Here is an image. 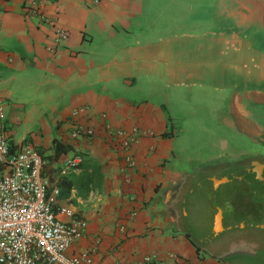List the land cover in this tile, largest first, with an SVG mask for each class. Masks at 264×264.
<instances>
[{"label": "crops", "instance_id": "obj_1", "mask_svg": "<svg viewBox=\"0 0 264 264\" xmlns=\"http://www.w3.org/2000/svg\"><path fill=\"white\" fill-rule=\"evenodd\" d=\"M209 2L213 34L237 59L197 66L186 44L192 26L208 35L201 26ZM35 6L38 14H29ZM231 9L232 0H0L5 133L12 152L41 155L52 186L65 179L59 204L87 222L70 253L86 264H223L198 255L174 229L158 189L177 177L174 158L235 150L240 136L259 127L264 51ZM234 65L238 75L226 71ZM197 111L214 125L210 138L193 144L180 139L178 123ZM78 128L95 134L73 138ZM117 130L137 131L130 150L111 138ZM56 142L73 150L54 158ZM75 156L82 163L64 174Z\"/></svg>", "mask_w": 264, "mask_h": 264}, {"label": "flooded vegetation", "instance_id": "obj_2", "mask_svg": "<svg viewBox=\"0 0 264 264\" xmlns=\"http://www.w3.org/2000/svg\"><path fill=\"white\" fill-rule=\"evenodd\" d=\"M254 117L259 127L252 126L240 136L235 150L218 148L187 161L174 158L169 165H175L177 177L158 189L160 211L171 219L174 229L197 244L202 257L223 264H264V99L254 104ZM197 196L207 202L214 197L217 205L205 246L186 231ZM221 206L226 229L213 235ZM226 235L232 237L223 241Z\"/></svg>", "mask_w": 264, "mask_h": 264}, {"label": "built area", "instance_id": "obj_3", "mask_svg": "<svg viewBox=\"0 0 264 264\" xmlns=\"http://www.w3.org/2000/svg\"><path fill=\"white\" fill-rule=\"evenodd\" d=\"M28 12L38 14L36 6ZM4 123L5 106L0 100V264H86V257L71 254L70 249L86 235L87 222L59 204L60 189L44 177V161L37 151L12 152ZM76 131L73 138L95 134L90 129ZM111 138L130 150L138 135L136 130L128 134L117 130ZM126 160L135 162L131 154ZM82 161L81 156L67 159L63 173Z\"/></svg>", "mask_w": 264, "mask_h": 264}, {"label": "rangeland", "instance_id": "obj_4", "mask_svg": "<svg viewBox=\"0 0 264 264\" xmlns=\"http://www.w3.org/2000/svg\"><path fill=\"white\" fill-rule=\"evenodd\" d=\"M203 25L201 27H206L209 31L208 35H201L195 32L194 28L198 26H192V30L194 32V35L191 36L192 39H189L187 41V49L190 53H192V58L194 60V65L199 66L200 64L204 62H208L211 60H223L222 58L231 60L233 58H236L231 54L230 52L226 51L225 47L216 39V35L213 34V23L211 18V11H210V2H209V9L203 12ZM179 46H183L182 42L177 43ZM201 54V55H200ZM203 59V60H201ZM237 59V58H236ZM201 60V61H200ZM238 62L239 60H234ZM197 66H194L196 68ZM238 65H234L232 67H228L226 71L230 72L232 75H235L240 73V68H238ZM210 71H216L218 67L211 66V63H208L207 67ZM219 73L223 72V70L219 69ZM222 74H216L215 78L213 75V78L216 80H220ZM209 81V80H208ZM212 82H209V85L214 86L215 80H211ZM212 83V84H211ZM218 83V82H217ZM198 86V85H197ZM195 87V92H199V88ZM215 87V86H214ZM213 91L212 89H210ZM187 119L183 122L178 123V125L181 127L182 136H180V139L185 140L189 143H195L197 141L199 142H205L208 138H210V132L209 128L213 127V123L211 121V118L207 116L206 113L202 111H197L194 115H186ZM199 116V117H196ZM183 123V124H182ZM207 128V130H206ZM182 129H185L184 131ZM198 200L197 202L193 203L192 208L189 212V219H187L189 223V227L186 231L187 233L192 236V238L202 246L207 245L206 242L208 241L211 227L213 226L214 219L217 213V205L214 197H211L209 202L204 201V198L202 200L201 196H197ZM210 198V197H209ZM173 233V232H172ZM181 235H185L181 232ZM232 237V235H226L222 238L223 241L228 240ZM206 239V240H205ZM202 241H205L203 244ZM194 248L199 252V247L197 244L192 242ZM179 261V259H177Z\"/></svg>", "mask_w": 264, "mask_h": 264}, {"label": "water", "instance_id": "obj_5", "mask_svg": "<svg viewBox=\"0 0 264 264\" xmlns=\"http://www.w3.org/2000/svg\"><path fill=\"white\" fill-rule=\"evenodd\" d=\"M231 11L238 16L242 30L252 35L258 47L264 51V0H232ZM225 229V209L221 206L213 235Z\"/></svg>", "mask_w": 264, "mask_h": 264}, {"label": "trees", "instance_id": "obj_6", "mask_svg": "<svg viewBox=\"0 0 264 264\" xmlns=\"http://www.w3.org/2000/svg\"><path fill=\"white\" fill-rule=\"evenodd\" d=\"M72 150H73V148L71 146H67V145H64L62 143L56 142L54 158H59L60 156H62L64 154L70 153ZM64 183H65V179L64 180L59 179L57 182V185H58V187H63ZM60 194H61V191H60Z\"/></svg>", "mask_w": 264, "mask_h": 264}]
</instances>
